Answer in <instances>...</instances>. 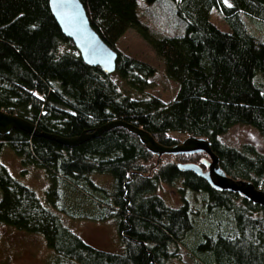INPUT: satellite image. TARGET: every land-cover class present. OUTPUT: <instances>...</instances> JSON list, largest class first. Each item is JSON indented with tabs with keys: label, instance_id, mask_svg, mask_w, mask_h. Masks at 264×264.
<instances>
[{
	"label": "trees",
	"instance_id": "trees-1",
	"mask_svg": "<svg viewBox=\"0 0 264 264\" xmlns=\"http://www.w3.org/2000/svg\"><path fill=\"white\" fill-rule=\"evenodd\" d=\"M79 1L91 28L116 54L113 73L141 97L122 94L110 74L83 63L47 0H0V110L64 138L112 121L139 127L166 146L178 141L172 133L203 137L227 176L256 187L264 183L263 154L250 144L233 148L218 139L235 125L250 126L264 137V35L249 30L264 26V0H143L140 7L138 0ZM212 13L228 30L211 22ZM128 29L152 46L165 77L178 86L172 102L144 93L155 69L117 49ZM62 45L70 51L58 52ZM5 146L23 167L45 170L47 207L71 219L115 220L122 252L91 247L0 161V224L40 235L64 264H167L174 245L190 252L196 264H264V207L213 190L191 171L176 168V163H198L204 154L162 162L121 127L75 146L13 129L0 135V158ZM93 174L108 175L112 191L95 185L89 179ZM61 179L103 195L99 211L74 215L66 209L56 185ZM178 180L183 187L177 192L202 193L204 212H217L219 218H201L187 199L177 208L165 206L155 194L157 186L172 187Z\"/></svg>",
	"mask_w": 264,
	"mask_h": 264
},
{
	"label": "rangeland",
	"instance_id": "rangeland-1",
	"mask_svg": "<svg viewBox=\"0 0 264 264\" xmlns=\"http://www.w3.org/2000/svg\"><path fill=\"white\" fill-rule=\"evenodd\" d=\"M143 3V0H138L139 7ZM210 20L221 30H228L223 20L215 14H211ZM258 27L251 25L249 30L256 36L264 35V26ZM116 47L123 54L144 61L155 69L154 75L147 79V86L143 89L144 93L159 98L164 104L172 102L178 86L165 77L163 62L149 43L143 40L134 30L128 29L119 38ZM66 51H70L69 46L62 45L58 49L60 53ZM110 77L122 94H126L132 98L141 97L136 91L128 87L127 80L119 78L114 73L110 74ZM170 136L177 140L182 138L181 135L173 133ZM218 139L222 144L233 148H240L242 144H250L259 153L264 155V137L250 126H232ZM161 158L162 162L167 160L165 156ZM168 160L170 159L168 158ZM0 161L8 169L13 178L35 193L43 207L57 215L62 226L69 229L83 242L101 251L122 252L123 244L117 232L114 219L102 222L71 219L63 213L56 212L45 204V191L49 188L50 183L43 168L36 166L23 167L20 159L6 146L3 149ZM89 179L105 191H112V180L108 175L93 174L90 175ZM56 185L63 192L61 204L66 209H71L74 215H94L99 211L97 205L103 202L104 199V196L100 193L92 192L84 186L76 188L70 182L62 179L57 180ZM182 187L181 180L176 181L172 187L159 183L155 194L162 199V202L167 207H180L183 200L187 199L192 208L199 215L201 214V218L205 217L210 221H216L219 218V213L217 212L213 215H208L204 212L200 198L202 193L193 192L194 194H191L189 190H184V194L182 195V193L177 192ZM258 188L263 189L264 183L260 184ZM1 197L2 192L0 190V199ZM107 200L111 202L110 198H107ZM240 203V199L235 201V204ZM255 215H258V213ZM201 224L199 222V227L208 228L207 223ZM169 251L172 256L169 258L167 264H196L191 253L180 245L171 246ZM0 264H64V262L46 246L44 239L40 235L29 234L0 224Z\"/></svg>",
	"mask_w": 264,
	"mask_h": 264
},
{
	"label": "water",
	"instance_id": "water-1",
	"mask_svg": "<svg viewBox=\"0 0 264 264\" xmlns=\"http://www.w3.org/2000/svg\"><path fill=\"white\" fill-rule=\"evenodd\" d=\"M49 11L60 32L68 38L80 59L88 66L98 67L103 73L111 74L115 70L116 54L91 28L84 8L79 0H47ZM121 127L134 135L139 143L153 155L156 160L161 157L204 154L198 163H176L181 171H191L202 178L211 189L234 193L252 204L264 207V190L243 179H233L220 168L217 155L212 151L210 142L203 137L188 135L175 144H159L154 138L139 127L123 121H112L91 131H83L76 137H59L39 132L34 124L14 114L0 110V135L9 134L11 130H21L27 134L41 136L64 146H75L110 128Z\"/></svg>",
	"mask_w": 264,
	"mask_h": 264
},
{
	"label": "crops",
	"instance_id": "crops-1",
	"mask_svg": "<svg viewBox=\"0 0 264 264\" xmlns=\"http://www.w3.org/2000/svg\"><path fill=\"white\" fill-rule=\"evenodd\" d=\"M118 40H119V39H118ZM118 40L116 41V45H117Z\"/></svg>",
	"mask_w": 264,
	"mask_h": 264
},
{
	"label": "flooded vegetation",
	"instance_id": "flooded-vegetation-1",
	"mask_svg": "<svg viewBox=\"0 0 264 264\" xmlns=\"http://www.w3.org/2000/svg\"><path fill=\"white\" fill-rule=\"evenodd\" d=\"M201 158H203V157H200L199 160H200Z\"/></svg>",
	"mask_w": 264,
	"mask_h": 264
}]
</instances>
